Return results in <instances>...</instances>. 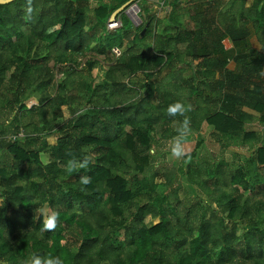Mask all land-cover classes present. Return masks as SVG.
Returning a JSON list of instances; mask_svg holds the SVG:
<instances>
[{
  "label": "trees",
  "instance_id": "1",
  "mask_svg": "<svg viewBox=\"0 0 264 264\" xmlns=\"http://www.w3.org/2000/svg\"><path fill=\"white\" fill-rule=\"evenodd\" d=\"M127 1L101 4L91 16L85 1L0 5V144L7 151L0 155V262L51 254L63 264H264V0L250 8L247 0H191L169 19L176 34L155 35L151 46L112 64L86 61L55 88L54 75L42 70L46 62L64 63L100 34L101 54L123 48L131 34H109L106 23ZM181 12L194 29L177 23ZM153 19L139 33L143 43L153 23L161 24ZM253 36L260 50L252 49ZM43 47L48 59L40 58ZM34 49L32 57L18 56ZM11 70L16 81L9 85ZM161 71L167 74L152 81ZM30 100L37 103L28 107ZM176 102L189 110L169 116ZM71 107L74 117L61 122ZM185 120L182 137L199 138L207 124L218 143L240 141L248 153L231 162L197 157L194 170L187 168L183 174L205 205L180 199L176 189L156 194V178L170 182L171 171L155 165L151 152L159 147L151 133L174 139ZM249 124L259 130L247 131ZM20 134L16 143L9 139ZM50 135L56 146L45 141ZM42 152L50 154L48 164ZM25 162L23 175L16 170ZM81 176L90 182L82 185ZM44 208L47 219L56 217L52 230L43 229V215L35 222ZM147 217L160 222L149 228Z\"/></svg>",
  "mask_w": 264,
  "mask_h": 264
},
{
  "label": "rangeland",
  "instance_id": "2",
  "mask_svg": "<svg viewBox=\"0 0 264 264\" xmlns=\"http://www.w3.org/2000/svg\"><path fill=\"white\" fill-rule=\"evenodd\" d=\"M76 1H85L87 2L84 4V7L87 9V15L91 16L92 10L96 9L101 4H112L117 3L119 0H74ZM190 0H141L137 4L138 6L135 8H132L129 10V13H123L119 16L118 21L121 22V19L124 18L125 26L128 27L122 28V23L118 24V26L114 28H110L109 22L107 21L106 27L107 32L109 34H114L116 31H119L121 34L127 35L131 34L130 38L124 40L123 48H119L121 51V56L128 53V51H139L141 49H145L148 46H151V40L153 36L160 35V36H172L176 34L179 31V28L175 27L169 22V19L171 18L174 9H184V6H188ZM247 7L252 6L253 2L252 0H247L246 2ZM133 10H135L133 12ZM135 15H133V14ZM133 15V16H132ZM155 20L161 21V24L155 25L154 19H153V26L151 28V32L148 33V39L146 43H143L140 41L139 33L141 30L144 29V22L147 21L149 18L153 17ZM109 20V19H108ZM177 23H179L182 27V29H191L192 25L189 22L188 15L186 12H181L177 18ZM104 34L98 35L96 40L91 43L90 47L87 49H84L83 53L80 54V52H75L71 57H67L68 60H66L64 63H58L56 61H49L44 64V67L42 68L43 71L47 72L48 74L54 75L55 80V88L57 84L63 79V73L66 71H70L71 68L76 69L77 71H80L85 62L92 60V61H98V62H105L112 64L116 62L120 57H116L113 55V52L111 50H107L105 54L100 53V40L103 38ZM144 35V34H142ZM254 40V49L260 50V46L258 45L255 38H252ZM147 46V47H146ZM35 52V49L30 53L20 52L18 53V56L23 57L24 59L27 58L29 55L30 57L33 56ZM49 50L42 48V51L40 52V58L48 59ZM13 71H8L7 73V81L10 83L9 85H12L16 80L14 79L12 81ZM167 73L164 71H161L157 74H155L152 77V81H159L161 80ZM192 73L190 70L184 72V77L187 79L191 77ZM144 78V77H141ZM56 90V89H55ZM81 97H84V93H80ZM85 99H83V103H85ZM37 101L30 100L26 103L28 107H31L32 105L36 104ZM76 107V106H73ZM63 116L60 119L61 122H68L70 119L74 117V110L73 108H66L63 110ZM14 116V115H13ZM173 127L175 126L172 125ZM171 126V127H172ZM257 125H247L245 126L247 131L250 130H257ZM22 132V131H21ZM154 141L158 143V149L159 151L155 153L153 150L151 152L152 155H154V162L157 167L160 165H166L167 168L171 171V180L168 182L167 178H162L161 176L156 178L155 185H156V194L160 195L163 192L169 191V189H176L178 193V197L180 199H183L184 201L190 200L192 203L196 202V199H200L202 203L205 205L207 198L204 194L201 193L199 188L192 186L186 179L183 173L187 171V168H190V170H194V168L197 165V157H205L211 162H219V161H225V162H231L234 158V155L236 154H242L247 156V150L246 149H239L238 145H240V141H236L231 143V145L227 146L224 143H218L217 134L214 132V129L211 126H208L207 124H204L202 129L200 130L199 138H195V136H177L174 139H165L160 133L152 132ZM23 135H18L15 138H9L13 140V143H16L17 139H22ZM198 137V136H196ZM179 138L180 142L183 146L184 155L182 157H175L171 153L172 145L175 143L176 139ZM44 139V138H43ZM41 139V141L43 140ZM45 141L50 146H56L57 145V137L56 135H50L45 138ZM22 145V144H21ZM22 147H24L22 145ZM7 151L3 150L1 144H0V155L6 154ZM194 154V155H193ZM195 156V157H193ZM92 158V157H90ZM40 160L43 164H48L51 160L50 154L46 152L40 153ZM29 163L25 162L22 165H20L17 168V172L20 174H25L27 172ZM183 170V172H182ZM76 211H79V207L77 206ZM39 215L44 216V220L46 221V208L40 209L34 213V219L35 222L37 221V218ZM159 219H154L151 217H147L145 219V223L147 227H153L159 223ZM184 251H188V246L185 248ZM0 264H5L0 262Z\"/></svg>",
  "mask_w": 264,
  "mask_h": 264
},
{
  "label": "clouds",
  "instance_id": "3",
  "mask_svg": "<svg viewBox=\"0 0 264 264\" xmlns=\"http://www.w3.org/2000/svg\"><path fill=\"white\" fill-rule=\"evenodd\" d=\"M189 109L180 102H176L170 104L166 109L167 114L169 116H176L177 114L183 115ZM188 131V121L185 120L181 129L178 130L179 136H183ZM171 153L175 157H182L184 155L183 146L180 142V139L177 138L175 143L172 145ZM87 161H72L69 164V168H75L77 165L84 166L86 165ZM90 182V177L88 176H81L80 183L82 185H87ZM56 226V217L55 215L50 216L43 224V229L45 230H52ZM25 264H63V260L60 256L56 255H46L41 257L39 255H32L29 257V260L25 262Z\"/></svg>",
  "mask_w": 264,
  "mask_h": 264
},
{
  "label": "water",
  "instance_id": "4",
  "mask_svg": "<svg viewBox=\"0 0 264 264\" xmlns=\"http://www.w3.org/2000/svg\"><path fill=\"white\" fill-rule=\"evenodd\" d=\"M17 0H0V5H6L9 4L11 2H14ZM139 0H129L127 1L125 4H123L121 7H119L117 10H115L112 15L110 16L109 19V24H115V23H119L118 18L121 14L123 13H129V10H131L132 8H136L138 5ZM145 33V30L142 32V34Z\"/></svg>",
  "mask_w": 264,
  "mask_h": 264
},
{
  "label": "crops",
  "instance_id": "5",
  "mask_svg": "<svg viewBox=\"0 0 264 264\" xmlns=\"http://www.w3.org/2000/svg\"><path fill=\"white\" fill-rule=\"evenodd\" d=\"M190 1H191V0H190ZM190 1H189V2H190ZM253 1H254V0H252V2H253ZM246 4H247V3H246ZM185 7H186V4H185L184 8H185ZM246 7H247V5H246ZM250 7H251V6H250ZM250 7H247V8H250ZM193 27H194V26H193V24H192V28H191V29H194ZM252 38H255V36H253ZM252 38H251V41H250V42H251L252 49L255 50V49H254V44H253V41H252V40H254V39H252ZM255 39H256V38H255ZM256 41H257V39H256ZM257 43H258V42H257ZM258 45H259V44H258ZM260 49H261V47H260ZM235 67H236V66H235V63H234V62H230V63L228 64V66H227V68H228L230 71L234 70ZM191 73H192V72H191ZM245 111L248 112L249 114L258 115L256 112H253V111H251V110H249V109H245ZM253 125H254V124H253ZM256 128H257V130H250V131H252V132H254V131L257 132V131L259 130V127L257 126Z\"/></svg>",
  "mask_w": 264,
  "mask_h": 264
},
{
  "label": "built area",
  "instance_id": "6",
  "mask_svg": "<svg viewBox=\"0 0 264 264\" xmlns=\"http://www.w3.org/2000/svg\"><path fill=\"white\" fill-rule=\"evenodd\" d=\"M121 22L119 23H115V24H109L110 28H114L116 26H118V24H120ZM111 51L113 52V55H115L116 57H120L121 56V51L118 47H114L111 49Z\"/></svg>",
  "mask_w": 264,
  "mask_h": 264
},
{
  "label": "bare ground",
  "instance_id": "7",
  "mask_svg": "<svg viewBox=\"0 0 264 264\" xmlns=\"http://www.w3.org/2000/svg\"><path fill=\"white\" fill-rule=\"evenodd\" d=\"M134 11H135V10H133V12H134ZM132 14H133V13H132ZM133 15H134V14H133ZM133 15H132V16H133ZM134 16H135V15H134Z\"/></svg>",
  "mask_w": 264,
  "mask_h": 264
}]
</instances>
